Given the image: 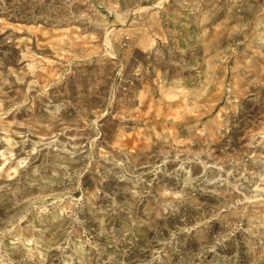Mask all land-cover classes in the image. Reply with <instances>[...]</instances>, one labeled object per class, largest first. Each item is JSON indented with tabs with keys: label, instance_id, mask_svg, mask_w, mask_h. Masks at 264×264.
Segmentation results:
<instances>
[{
	"label": "rangeland",
	"instance_id": "1",
	"mask_svg": "<svg viewBox=\"0 0 264 264\" xmlns=\"http://www.w3.org/2000/svg\"><path fill=\"white\" fill-rule=\"evenodd\" d=\"M0 264H264V0H0Z\"/></svg>",
	"mask_w": 264,
	"mask_h": 264
}]
</instances>
